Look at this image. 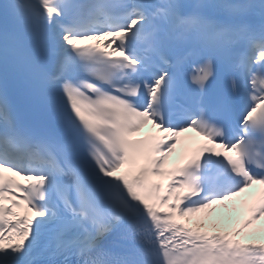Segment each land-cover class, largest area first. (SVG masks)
<instances>
[{
  "label": "snow or ice",
  "instance_id": "6c2138e0",
  "mask_svg": "<svg viewBox=\"0 0 264 264\" xmlns=\"http://www.w3.org/2000/svg\"><path fill=\"white\" fill-rule=\"evenodd\" d=\"M0 8V264H264V227L235 238L264 220V0ZM189 131L212 146L166 172ZM253 185L231 234L178 222Z\"/></svg>",
  "mask_w": 264,
  "mask_h": 264
},
{
  "label": "bare ground",
  "instance_id": "6f19581e",
  "mask_svg": "<svg viewBox=\"0 0 264 264\" xmlns=\"http://www.w3.org/2000/svg\"><path fill=\"white\" fill-rule=\"evenodd\" d=\"M235 199L226 202L223 206H215L213 210H206L205 213H200L198 216H203L211 213L214 220H221V224L218 228H211L205 224L204 228L212 230H225L227 232L233 233L241 228H243L244 214L245 211L235 207ZM190 224L199 226L196 218L187 219ZM264 225V220L258 222V224L250 229H244V234L237 236L239 239L249 242H261L262 234L258 231L260 226ZM200 227V226H199Z\"/></svg>",
  "mask_w": 264,
  "mask_h": 264
}]
</instances>
